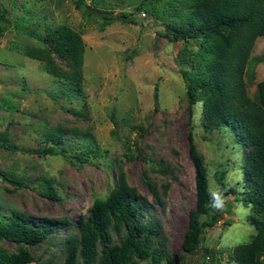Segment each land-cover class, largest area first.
I'll return each mask as SVG.
<instances>
[{
    "label": "rangeland",
    "instance_id": "rangeland-1",
    "mask_svg": "<svg viewBox=\"0 0 264 264\" xmlns=\"http://www.w3.org/2000/svg\"><path fill=\"white\" fill-rule=\"evenodd\" d=\"M142 1L84 0L117 16L129 13L133 23L87 14L77 6L78 0H0V211L76 222L88 214L94 198L109 194L122 172L160 222L166 254L172 260L164 258L160 264H200L203 253L210 257L205 264H235L231 248L256 233L249 221L251 206L241 200L244 147L235 133L203 125L201 101L190 107V113L178 60L184 62L182 51L190 50L193 43L170 42L164 36L159 17L166 12L164 1L156 3L158 15L151 14L149 7L137 10ZM61 24L80 33L84 43L83 95L62 89L68 84L47 73L44 60L24 53L28 46L43 47L40 36ZM261 54L264 37L256 39L252 56ZM52 58L57 68L71 70L64 60ZM254 74L250 94L264 80V62L255 66ZM56 130L64 134L65 152L28 151L49 144L46 135ZM189 133L203 159L209 191L215 194L223 184L230 202L219 207V222L204 231L202 249L184 252L181 243L196 200ZM86 140L99 153L77 159L76 150L86 147ZM46 178L59 200L41 193ZM147 182L160 193L163 207L154 202ZM70 233L79 236L76 229L63 227L40 245L0 239V248L6 253L27 248L35 258L28 264H58L64 261V242Z\"/></svg>",
    "mask_w": 264,
    "mask_h": 264
},
{
    "label": "trees",
    "instance_id": "trees-1",
    "mask_svg": "<svg viewBox=\"0 0 264 264\" xmlns=\"http://www.w3.org/2000/svg\"><path fill=\"white\" fill-rule=\"evenodd\" d=\"M160 1L166 4V12L159 16L165 27L164 36L170 42L193 43L190 50L182 51L190 59L183 56V63L178 60L190 113V107L201 101L203 125L235 133L244 147L241 169L245 190L241 200L251 206L249 221L256 233L250 241L233 246L230 257L235 264H264V80L256 83L253 94L248 89L254 81L255 66L264 62V54L252 56L256 39L264 37V0H143L137 10L149 7L151 14L158 15L156 3ZM84 5V0H78L77 6L91 15ZM2 15L0 13V19ZM129 15L116 16L134 23ZM100 18L107 20L110 17ZM2 31L0 25V35ZM40 37L44 46H28L24 53L44 60L46 72L56 76L61 84H68L62 89L83 95L84 43L80 33L61 24L49 28ZM53 56L64 60L71 70L57 68ZM46 137L50 145L28 151L42 155L66 151L64 134L60 130L50 132ZM188 140L195 171L196 200L188 214L181 248L184 252H193L202 249L206 228L221 219L219 207L230 202V192L223 189V184L215 194L209 191L206 168L190 133ZM1 144L11 148L6 142ZM96 149L88 142L86 147L76 150V158L88 159L90 154L99 153ZM3 178L22 183L14 177ZM41 184L45 187L41 192L43 195L59 200L51 179L46 178ZM147 186L154 202L163 207L160 193L150 182ZM230 191L234 190L230 188ZM63 227L76 229L79 236L72 233L66 236L64 261L58 264H135L138 260L160 264L164 258L172 262L166 254L160 222L150 203L127 184L122 172L109 194L94 198L88 214L76 222L66 218L37 219L15 210L7 214L0 211V239L20 245H40L51 233ZM206 258L210 259L203 253L204 264ZM33 261V254L22 246L16 253H6L0 248V264Z\"/></svg>",
    "mask_w": 264,
    "mask_h": 264
},
{
    "label": "water",
    "instance_id": "water-1",
    "mask_svg": "<svg viewBox=\"0 0 264 264\" xmlns=\"http://www.w3.org/2000/svg\"><path fill=\"white\" fill-rule=\"evenodd\" d=\"M84 7L86 8L87 11H89L90 13H93L99 17H102V16L114 17V16H116L114 13L102 11L100 9L89 6L88 4H85Z\"/></svg>",
    "mask_w": 264,
    "mask_h": 264
},
{
    "label": "built area",
    "instance_id": "built-area-1",
    "mask_svg": "<svg viewBox=\"0 0 264 264\" xmlns=\"http://www.w3.org/2000/svg\"><path fill=\"white\" fill-rule=\"evenodd\" d=\"M207 259H208V258H206V261H207ZM203 262H204V259H202V260L200 261V264H204Z\"/></svg>",
    "mask_w": 264,
    "mask_h": 264
},
{
    "label": "clouds",
    "instance_id": "clouds-1",
    "mask_svg": "<svg viewBox=\"0 0 264 264\" xmlns=\"http://www.w3.org/2000/svg\"><path fill=\"white\" fill-rule=\"evenodd\" d=\"M202 260V259H201Z\"/></svg>",
    "mask_w": 264,
    "mask_h": 264
}]
</instances>
